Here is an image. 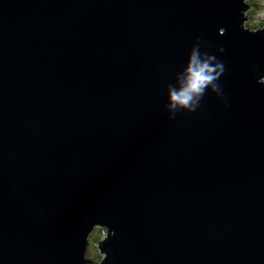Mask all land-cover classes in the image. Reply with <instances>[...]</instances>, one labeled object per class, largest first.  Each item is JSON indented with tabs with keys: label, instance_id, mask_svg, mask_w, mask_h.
I'll return each mask as SVG.
<instances>
[{
	"label": "water",
	"instance_id": "water-1",
	"mask_svg": "<svg viewBox=\"0 0 264 264\" xmlns=\"http://www.w3.org/2000/svg\"><path fill=\"white\" fill-rule=\"evenodd\" d=\"M242 7L0 0V264H86L94 223L116 233L103 264H264V40L237 38ZM197 37L225 48L228 105L206 90L169 119Z\"/></svg>",
	"mask_w": 264,
	"mask_h": 264
},
{
	"label": "clouds",
	"instance_id": "clouds-1",
	"mask_svg": "<svg viewBox=\"0 0 264 264\" xmlns=\"http://www.w3.org/2000/svg\"><path fill=\"white\" fill-rule=\"evenodd\" d=\"M245 6L240 8V21L236 27L237 38L239 32L257 34L260 33V39L264 40V10L257 11L252 6V0H240ZM261 6H264V0H260ZM227 33V28L221 26L218 28L217 37L223 38ZM211 46L197 37L190 47L183 66L175 75V82L166 86L165 108L169 114V119L176 116L178 112H195L199 106L206 90L215 94L217 98L227 107L228 100L219 80L225 72L232 73V68H226L225 63L218 57L225 52L223 45L210 50ZM259 71L252 73V79L257 87L264 91V62L259 65ZM110 223V222H106ZM102 224L94 223L86 235V250L84 257L86 264H103L109 256L111 250L105 251L101 245L111 236L115 239V229L105 227ZM126 242L120 240L117 242V248H125Z\"/></svg>",
	"mask_w": 264,
	"mask_h": 264
},
{
	"label": "trees",
	"instance_id": "trees-1",
	"mask_svg": "<svg viewBox=\"0 0 264 264\" xmlns=\"http://www.w3.org/2000/svg\"><path fill=\"white\" fill-rule=\"evenodd\" d=\"M252 6H254L257 9V11H260L261 9L260 5L256 3L255 1H252Z\"/></svg>",
	"mask_w": 264,
	"mask_h": 264
},
{
	"label": "rangeland",
	"instance_id": "rangeland-1",
	"mask_svg": "<svg viewBox=\"0 0 264 264\" xmlns=\"http://www.w3.org/2000/svg\"><path fill=\"white\" fill-rule=\"evenodd\" d=\"M252 1H255L256 3H258V4L260 5V7H261L260 11H261V10H264V6H261V4H260V0H252Z\"/></svg>",
	"mask_w": 264,
	"mask_h": 264
}]
</instances>
